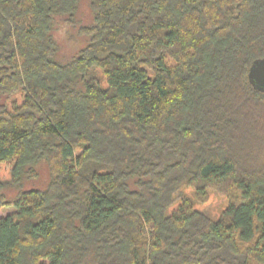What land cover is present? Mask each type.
I'll list each match as a JSON object with an SVG mask.
<instances>
[{
  "label": "trees",
  "instance_id": "obj_1",
  "mask_svg": "<svg viewBox=\"0 0 264 264\" xmlns=\"http://www.w3.org/2000/svg\"><path fill=\"white\" fill-rule=\"evenodd\" d=\"M80 3L0 0V264H264V0H89L62 61Z\"/></svg>",
  "mask_w": 264,
  "mask_h": 264
},
{
  "label": "rangeland",
  "instance_id": "obj_2",
  "mask_svg": "<svg viewBox=\"0 0 264 264\" xmlns=\"http://www.w3.org/2000/svg\"><path fill=\"white\" fill-rule=\"evenodd\" d=\"M76 19L78 21L76 25L59 20L58 25L53 32L54 38L58 44V58L62 61L71 59L87 44L88 37L82 33L81 27L88 26L93 21V14L89 5V0H81ZM90 76H94L99 79L102 84H106V78L101 69L91 71ZM17 98L21 100L22 96L18 95ZM43 167L41 166V168H39L37 178L26 180L24 182L22 190L46 187L49 182V172L47 168ZM11 179L12 163L1 162L0 182L3 184L9 183ZM18 192L17 189L10 188V186H1L0 188V194H3L7 200H12ZM185 194L193 199L194 205L198 210L212 219H218L228 205L227 198L215 190H211L209 197L202 202L196 200L193 188H186ZM176 206L177 204H174L169 211H172ZM13 211L14 208L12 206L0 207V217Z\"/></svg>",
  "mask_w": 264,
  "mask_h": 264
},
{
  "label": "water",
  "instance_id": "obj_3",
  "mask_svg": "<svg viewBox=\"0 0 264 264\" xmlns=\"http://www.w3.org/2000/svg\"><path fill=\"white\" fill-rule=\"evenodd\" d=\"M248 78L254 88L264 92V58L256 59L252 63Z\"/></svg>",
  "mask_w": 264,
  "mask_h": 264
}]
</instances>
